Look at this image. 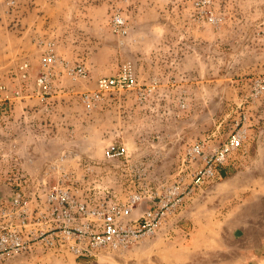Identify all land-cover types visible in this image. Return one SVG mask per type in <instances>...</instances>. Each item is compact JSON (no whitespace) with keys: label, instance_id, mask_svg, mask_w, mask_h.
<instances>
[{"label":"rangeland","instance_id":"obj_1","mask_svg":"<svg viewBox=\"0 0 264 264\" xmlns=\"http://www.w3.org/2000/svg\"><path fill=\"white\" fill-rule=\"evenodd\" d=\"M197 1L0 0V80L12 102L0 108V198L22 176L50 184L69 176L92 203L162 192L189 183L204 154L247 130L220 174L155 234L99 258L37 247L11 264H238L256 243L241 229L245 214L254 224L264 219V92L256 89L264 80V0ZM115 14L124 32L114 30ZM48 53L59 64L42 99L37 78ZM125 63L138 85L88 107L82 94ZM77 66L85 73L75 78L69 68ZM113 142L125 145L127 160L105 159ZM196 145L204 149L197 157Z\"/></svg>","mask_w":264,"mask_h":264},{"label":"built area","instance_id":"obj_2","mask_svg":"<svg viewBox=\"0 0 264 264\" xmlns=\"http://www.w3.org/2000/svg\"><path fill=\"white\" fill-rule=\"evenodd\" d=\"M210 2L198 0L196 6L204 8ZM207 18L216 22L213 14ZM112 25L118 32L125 31V19L120 14L113 16ZM58 62L53 53L42 57V70L37 78L42 99L52 91L53 68ZM27 66L23 65L22 69ZM69 73L75 78L82 76L85 67L69 68ZM137 85L133 67L125 63L116 75L100 77L96 89L84 92L81 97L88 107H92L107 96L132 90ZM256 89L257 93L264 92V80L258 82ZM11 103L6 85L0 80V108L6 110ZM247 120L246 114L241 121ZM246 132L243 129L232 133L223 145L204 154V165L193 172L189 183L179 179L162 192L146 188L144 194L133 193L125 201L105 197L92 203L88 198L76 195L69 176L55 184L47 181L31 183L26 176L18 178L19 182L16 179L18 186L11 195L0 198V264H10L37 247L75 258H99L105 253L129 248L155 234L167 217L179 214L197 190L213 181L220 174L219 167L226 165L232 154L242 147ZM203 151L202 145L191 149L196 157ZM122 158L127 160L125 145L113 142L107 146V161ZM57 166L52 164L50 167Z\"/></svg>","mask_w":264,"mask_h":264},{"label":"crops","instance_id":"obj_3","mask_svg":"<svg viewBox=\"0 0 264 264\" xmlns=\"http://www.w3.org/2000/svg\"><path fill=\"white\" fill-rule=\"evenodd\" d=\"M195 194H198V193L196 192ZM197 200H199V197L196 199V201ZM187 204H188V202H186L185 207L187 206ZM184 208H183V210L180 211V213L178 215H182L185 212ZM246 216L247 215L245 214L244 220L245 221L249 220V224H247V225L245 224V226L241 230H243L247 234H249L247 232V231H249L251 233V235H253V237L255 238L254 242H256V243L252 246L249 245V246L245 247V249H244L245 251L243 253V260H239L238 264H264V219L260 224H254L253 222H251V216L250 215H249L250 217L249 216L246 217ZM229 230H228V232L231 231V230L230 231ZM212 233H213L212 237L214 240L215 237L216 238L218 237L219 230H217V232L213 231ZM229 236H230V234H229ZM213 240L211 241V244H212V242H214ZM217 242H219V241H217ZM214 245L215 244H212V246H214ZM219 246H221V245H219ZM219 246H218V248H219ZM215 247L216 246H214V248ZM233 260H234V261H232L233 263H228V264H236L235 259H233ZM21 263L23 264V262H21ZM10 264H11V262H10ZM215 264H219V263H215Z\"/></svg>","mask_w":264,"mask_h":264},{"label":"trees","instance_id":"obj_4","mask_svg":"<svg viewBox=\"0 0 264 264\" xmlns=\"http://www.w3.org/2000/svg\"><path fill=\"white\" fill-rule=\"evenodd\" d=\"M224 173V172H223Z\"/></svg>","mask_w":264,"mask_h":264}]
</instances>
